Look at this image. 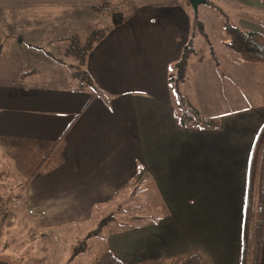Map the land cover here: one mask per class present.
I'll list each match as a JSON object with an SVG mask.
<instances>
[{"label":"crops","instance_id":"obj_1","mask_svg":"<svg viewBox=\"0 0 264 264\" xmlns=\"http://www.w3.org/2000/svg\"><path fill=\"white\" fill-rule=\"evenodd\" d=\"M229 1L264 15V0ZM63 2L73 7L81 5L77 9L81 13L92 10L104 14L107 9L118 10L120 4V0H26L23 4L37 12L50 6L56 9V4ZM159 3L167 5L165 13L185 15L183 37L179 24L169 25L168 37L156 32L163 31L158 27H152L156 34L148 36L147 24L129 21L92 45L83 44L77 37L76 50L71 51L84 56L85 71L90 77L86 88H79L71 73L57 74L63 85L56 84L58 78L52 76L44 79L45 71L61 70L64 65L63 58L56 55L55 43H61L63 52L62 44L74 36L68 32L58 37L53 30H77L78 21L75 27L68 23L58 26L57 22L38 24V31L45 33L41 44H37L36 32L26 37L23 30L15 27L22 52L11 57L19 56L22 69H17L18 80L12 83L0 69V149L15 153L21 146L25 149L26 145H37L47 151L62 139L63 160L51 171L37 173L25 187L24 197L7 193L11 189L8 181L0 184V220L11 216L7 227L0 225L1 261L19 264L5 256L9 246L3 240L13 233L14 225L20 226L16 225L14 208L19 207L26 228L28 217L45 227L63 223V217L84 221L131 189L142 166L144 175L137 189L130 190L128 199L136 197L140 185H151L162 202L163 214L151 223L148 218L133 217L141 224L107 234V248L125 264H168L172 257L192 253L202 254L209 264H239L248 167L264 122V100L244 106L239 89L245 70L241 61L227 53L223 44L227 37L221 35L226 49L220 58L211 65L204 57L192 64V70L202 74L199 91L205 95L207 110L195 108L208 124L183 127L178 119V104L171 97L169 75L154 72V66L148 63L166 62L167 71L169 67L174 70L191 40L194 23L184 5H188L187 0H152L140 6ZM63 13L74 14L69 8H64ZM138 13L136 10L133 15ZM220 13L225 14L221 8ZM262 21L240 18L239 22L245 30L264 34ZM51 34L50 41L46 40ZM3 52L0 48V61ZM28 52L36 60L35 66L26 65ZM53 63L57 65L53 67ZM251 65L256 71H250L252 81L248 85L258 87L253 76L264 75V64ZM190 74L188 69L187 79L180 85L187 99L185 87ZM7 141L11 144L5 146ZM33 234V238H39L37 232Z\"/></svg>","mask_w":264,"mask_h":264},{"label":"rangeland","instance_id":"obj_2","mask_svg":"<svg viewBox=\"0 0 264 264\" xmlns=\"http://www.w3.org/2000/svg\"><path fill=\"white\" fill-rule=\"evenodd\" d=\"M147 1L152 2V0H120L118 10L109 9V11L107 9L106 14H104L103 12L92 10L81 13L77 11V9L81 8V5L77 4L73 7L67 2L56 4V9L55 7L53 8V6H50L44 7L40 11L32 12L34 8H27L24 6L23 2H26V0H0V48H2V52L5 49L1 54L2 61H0V69H3L2 73H7L5 79L10 83L17 81L18 77L15 76L18 74L17 69H22L18 65L20 63L18 59L19 56L11 57V55L14 53L18 54L22 52L20 51L16 42L17 39H20L17 36L18 33L16 32V28L23 30V33H25L26 37H29L32 33L36 32L38 41L37 44H41L39 41L43 40L41 37H43L45 33L38 31V24L49 23L52 25V23L57 22L58 26H60L61 23H68L69 25H73L75 27V20L78 21L79 24L77 26V30L66 29L64 31L61 28L60 30H53L58 37L60 36L59 33L68 32L72 33L74 36L67 38V42L62 44V46H64L62 47L63 52H61V43H55L54 48L57 52L56 55L63 58L64 65L61 70L56 69L52 72L45 71L44 74L46 77L44 79H47L48 76H52L53 78H58L57 81L59 83L56 84L63 85L57 74L60 72L66 74L71 73L73 77L76 78L75 80L79 88H86L90 86V77L85 71L87 68L85 65L86 62L84 56L82 55L79 57L80 55H75V51H71V49L76 50L75 45L77 43V37H79V40L83 44L86 43V45H88L89 42L102 39L101 37L104 36V34H112L114 27L118 25L119 27H123L121 23L127 21L135 24H147L148 28L150 27L145 31L148 36H151L153 33L155 35L156 32H163L165 37H168L169 35L171 29L169 26L170 24H179V32L183 37L186 29L185 22L187 21L185 15L182 13L174 15L165 13L167 5L164 3H159L157 6L152 4L140 6L141 3ZM210 1L217 7L224 10L226 16L221 14L215 7L210 5H201L198 10V15H195L191 4L189 2L188 5L184 3V5L188 7L190 15L189 20L195 24L198 19V26L202 27L203 30L200 31L197 29L195 30V34H191L190 39L193 40L194 46L193 52L190 53L189 56L190 63H188L186 68L185 79H187L188 69H191V74L190 82H188L185 87L189 99H185L187 101V105L190 107L195 108L196 106H200V108L205 110V112L207 110L206 98L205 95L199 91L202 74L194 72L192 70V64H198L197 61L204 57V59L206 58V61H208V63L211 65L214 63L213 60L215 58H220L221 53L226 49L221 43V35L225 37L223 24L226 20L235 26H240V18H253L255 20L261 21L263 20L262 23H264V15L258 14L245 5L231 2L229 0ZM11 3H13V5ZM36 6V2H34L33 7L36 8ZM170 6L175 7V5L171 4ZM64 8L73 9L74 14L68 15L67 13H63ZM60 9L62 12L61 14H59ZM136 10H139V13L137 15H133ZM18 23L19 26L17 27ZM152 27L161 28L163 31H157L155 29L156 32H152ZM194 27L195 26H193V29ZM142 33V35H145L143 30ZM51 37L52 34L46 40L50 41ZM33 51L40 52V50L37 49H33ZM211 51L215 54H212ZM226 51L229 53V55L234 56L238 61H241V67L243 70H245L243 76H246L243 78V85L239 89V94L242 95L244 99V106H251L255 102L264 100L263 73H260L259 76L257 73H254L253 81H258V87L248 85V82L252 81L250 71H256L255 66H252L251 64H245V62H242L239 55L230 51L229 49H226ZM27 55L29 57L27 58L26 65L28 67H31V64L32 66H35L36 60H32L33 56H31L30 52H28ZM154 63V65L151 64L150 61L148 63L149 66H154V69H152L154 72L163 71L167 72L166 76L169 75V84L171 86H169V89L171 91V97L175 104H178L179 108V99L181 95L184 96L181 93L180 85H182L183 81L185 80H175V77L177 76L176 63L174 67L175 69L172 71L171 67H169L167 71V67L165 66L166 62L155 61ZM215 63L218 65V62ZM53 64V67L57 65L56 63ZM217 74H220L219 68L217 69ZM154 79L155 78H152L151 80ZM35 81L37 82L36 79ZM230 107L231 105L229 101L228 111H230ZM7 142L8 143H5V146L6 144H11V142ZM27 147H32L31 150H35L40 153H46L49 150L41 151L37 145H26L25 149H23L21 146L15 153L8 148L0 149V184L6 183L8 181L11 185L9 188L11 189L7 191V193L12 194L13 196L18 195L19 197H24L27 193V191H25V186L23 185L25 180L24 173L19 166V152H25ZM12 186L14 189H12ZM17 187L19 188V191L17 190ZM130 190L133 191L134 188L125 190L124 193L118 196L114 202L108 206L100 207L96 214L85 219L84 221H73L71 219H69V221L67 217H63V223L50 224L48 225L49 227L40 225L38 221L31 222L32 219L28 217L27 224L29 227L26 228L22 212L19 214V207L14 208L13 210L18 217V222L16 225L20 226L15 228L14 225V229H12L13 233L10 232L11 234L9 237L3 238V240L9 246L7 251H5V256H10L19 262V264H94L96 259L107 248L106 242L104 240V237L107 234L110 232L123 230L128 225L137 226L140 219L136 220L138 222L134 221L132 218L135 216L148 218L149 223H151V220L158 219L163 214L164 207L162 202L161 200L159 201L151 185H140L136 192V197H134L132 200L128 199ZM4 194L6 195V193ZM108 215V221L105 223V225H102L101 221ZM10 218L11 216L8 217V215H6L2 221L0 220V225H6L7 227V221L9 222ZM99 226H102L100 235L98 237L93 236V233L91 232L93 230L95 231ZM35 232L39 234V238H33V233ZM6 233L7 232H4L2 234ZM87 233L88 235L91 233L89 235L90 237H87L84 243L87 250L80 252L75 260L71 262V256L74 251L73 245L82 241L87 236ZM187 255L188 254H183L172 257L170 258L172 261H169L168 264H181L183 257H186Z\"/></svg>","mask_w":264,"mask_h":264},{"label":"trees","instance_id":"obj_3","mask_svg":"<svg viewBox=\"0 0 264 264\" xmlns=\"http://www.w3.org/2000/svg\"><path fill=\"white\" fill-rule=\"evenodd\" d=\"M210 6L218 8L209 2ZM222 14V13H221ZM224 14V13H223ZM224 16H226L224 14ZM199 21L194 24L193 34L195 30H202L198 26ZM223 29L227 40L223 43L230 51L236 53L241 59L250 64H264V34L245 30L240 26L232 25L228 20L223 24ZM103 37V36H102ZM101 37V38H102ZM100 39V38H98ZM99 40L91 42L94 44ZM193 40L191 39L186 45L180 60L176 63L177 76L175 80H185L186 68L189 63L190 53L193 52ZM82 50V49H81ZM80 54L79 57H81ZM173 79V78H172ZM171 79V80H172ZM90 82V81H89ZM178 119L183 127L190 125L203 126L208 121L201 113L187 105L184 96L179 99V115ZM208 124V123H207ZM208 126V125H207ZM27 147L25 152L20 154L19 166L24 173L25 180L23 185L26 187L31 179L39 172H49L56 168L63 160V141L59 139L46 153H40ZM145 169L140 167L138 173L131 182V187L137 189ZM109 217L104 218L101 223L105 225ZM102 231L99 226L92 231L93 236H97ZM90 233V234H91ZM89 234V235H90ZM87 235L82 241L74 246L71 259L75 258L80 252L86 251L84 245ZM264 244V122L260 128L259 134L255 141L248 167L247 185L245 192L243 225L241 232V245L239 264H261ZM0 264H12L8 261H1ZM94 264H125L110 248L106 250L96 259ZM181 264H209V261L202 254L192 253L183 257Z\"/></svg>","mask_w":264,"mask_h":264},{"label":"water","instance_id":"obj_4","mask_svg":"<svg viewBox=\"0 0 264 264\" xmlns=\"http://www.w3.org/2000/svg\"><path fill=\"white\" fill-rule=\"evenodd\" d=\"M187 1L191 4L195 15H198V10L201 5L209 4L208 0H187Z\"/></svg>","mask_w":264,"mask_h":264},{"label":"built area","instance_id":"obj_5","mask_svg":"<svg viewBox=\"0 0 264 264\" xmlns=\"http://www.w3.org/2000/svg\"><path fill=\"white\" fill-rule=\"evenodd\" d=\"M110 1H117V0H110Z\"/></svg>","mask_w":264,"mask_h":264}]
</instances>
